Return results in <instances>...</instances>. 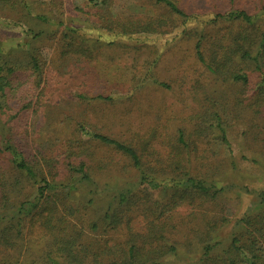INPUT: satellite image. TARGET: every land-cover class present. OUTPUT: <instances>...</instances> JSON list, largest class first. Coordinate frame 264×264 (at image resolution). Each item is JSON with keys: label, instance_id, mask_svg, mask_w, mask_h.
Returning a JSON list of instances; mask_svg holds the SVG:
<instances>
[{"label": "rangeland", "instance_id": "1", "mask_svg": "<svg viewBox=\"0 0 264 264\" xmlns=\"http://www.w3.org/2000/svg\"><path fill=\"white\" fill-rule=\"evenodd\" d=\"M175 1L183 11L195 15L186 23L187 35L182 34V19L162 6L152 4L150 0H110L111 15H107L106 19L120 16L124 20H146L161 16L164 22L152 32L137 33L128 39L108 38L114 40V44L102 45L96 53L92 49L91 55L92 47L82 45L79 52L84 57L71 51L59 57L58 41L53 36L44 38L46 40L40 43L43 68L39 84L30 83L31 74H19L22 81L24 78L26 80L22 86L31 89L30 103L18 97L10 102L12 108L19 109L23 104H28L29 109L24 119L13 122L18 129L19 139L24 137V141L15 139L18 133L14 134L13 140L24 146L30 160L41 164L47 180L58 183L57 194L65 192L63 187L72 182H69L72 180L71 174L76 175L69 173L67 164L78 162L80 157L61 155L62 143L73 135L76 123H84L96 132L134 146L143 155V168L149 174L169 177L179 174V160L189 157L186 149L183 153H177L176 131L182 128L189 134L191 122L187 121L186 114H193L195 108L202 104L205 94L209 96V104H212L209 109L223 111L222 119L227 122L228 146L220 144L213 134L201 136L203 143L210 146L206 156L214 163L212 170L204 174L217 179V187L224 186L225 191L218 195L215 202L198 200L193 201L190 207L189 197L177 198L179 192L167 190L159 191V196L143 195L141 202L122 213L124 219L116 229L106 227L93 230L92 223L95 219L100 221L107 207L114 205H110L113 193L124 185L131 173L110 150L91 148L85 159L92 180L84 182L78 180L77 176L73 177L70 198L54 205L57 207L55 217L66 218L65 223L54 219L55 228L47 233L45 229L38 233L33 231L32 221L28 218L22 229L25 242L32 238L40 240L41 246H44L45 241L66 239L78 232V243L86 247L91 245L97 248L98 242H108L110 246L122 245L120 243L126 242L131 233L141 236L138 242H143L152 227L161 230L163 222H170V229L174 228L165 229V238L157 245H165V250H174H167L163 255L162 249L158 264H208V261H202V244L198 243L199 240L210 239L211 243H220L213 256L224 251L233 234L245 242L247 234L244 224L240 225L237 221L252 215L260 207L259 202L264 200V82L261 84L259 73L254 71L251 62L232 58L235 53L231 56V62L241 63L247 76L246 84L213 74L194 55L195 39H189V31L204 26L207 35L203 43L206 61L215 62L211 56L217 52V60L225 63L223 48L217 45V40L222 38L223 41V36L229 34L226 43L242 28L224 22L209 23L212 20L208 15L225 10L228 0ZM237 2L255 8L258 0ZM104 10L94 8L87 11L100 15ZM68 14H64L65 21L71 18L78 26L98 27V23L83 13L76 17ZM40 28L44 32L49 30L45 26ZM261 31H264V22L250 30V40L257 44ZM13 32H19V29H0V35L6 41L21 44V38L11 35ZM254 49L255 45L248 49L252 50L251 55L255 54ZM262 67L264 69V65ZM147 74L151 76L147 78ZM14 95L13 92L11 97ZM98 96L109 100L97 99ZM153 131L154 137L149 139ZM144 143H148V146L144 147ZM54 156H60L58 160L64 161L57 160L55 165L42 161L43 157ZM31 190L30 184L24 180L19 185L17 197H28ZM172 201L176 202L175 206L168 210L166 206ZM211 219H219L220 223L210 228ZM203 222H207V227L202 225ZM29 245L30 253L34 252L33 244ZM144 247L149 248L148 245Z\"/></svg>", "mask_w": 264, "mask_h": 264}, {"label": "trees", "instance_id": "2", "mask_svg": "<svg viewBox=\"0 0 264 264\" xmlns=\"http://www.w3.org/2000/svg\"><path fill=\"white\" fill-rule=\"evenodd\" d=\"M150 1L152 4L162 6L164 10L178 19H182V34L187 35L186 23L195 18V15L183 11L175 0ZM82 6L84 7L82 8ZM109 7L110 0L108 3L107 0H0V29L16 27L19 32H13L11 35L20 37L22 40L21 44H16L6 41L7 39L0 35V162L2 163H0V264H103L104 261L105 264H158L157 260L162 256L159 252L162 249L163 255L167 253V250H174V248L165 250V245H157L164 240V230L170 229V222H163L161 230L152 227L153 229L145 239H149L148 242H144L145 240L138 242L141 236L131 233L126 242L120 243L122 245L110 246L108 242H98L97 248L91 245L86 247L78 243V232L77 235L69 236L66 239L56 238L54 242L45 241L46 245L44 246H41L40 240L32 238H28L27 242L23 240L22 229L23 225L28 222V218L32 221L33 231L38 233H42L44 229L47 233L55 228L56 220L54 222V219L62 224L65 223L64 219L66 218L55 217L57 207L54 205L62 204L70 198L73 177L77 176L78 180L84 182L92 180L85 159V155L88 150L91 152V148L102 147L110 150L113 155L117 156V160L124 162V168H127L131 173L124 185H120L119 190L113 193L110 205H114L107 207L100 217V221L94 220L93 230L106 227L116 229L124 219L122 213L137 202H141L143 195L159 196V191L167 190L174 193L179 192L177 198L189 197L190 207L193 201L209 199L211 202H215L218 195L225 191L224 186L217 187V179L204 174L212 170L214 163L210 157L206 156L210 146L208 143L207 145L203 143L201 136L213 134L220 144L228 146L225 131L227 122L222 119L223 111L217 108L209 109L212 104H209V96L205 94L201 100L202 104L195 108L193 114H186L187 121L191 122L189 134H186L182 128L176 131L177 153H183L186 149L189 151V153L186 151L189 157L181 158L178 162L180 165L179 174L169 177L161 178L159 175L149 174L143 168V155H140L134 146H130L121 139L96 132L84 123H76L73 135L62 143L63 152L61 153V155L80 157L78 162L67 164L70 169L69 173L76 175L71 174L72 180L69 182H72L69 185H64L63 188L66 189L64 194H57L58 183L47 180L42 173L41 164L34 159L30 160L24 146L13 140L14 134L18 133L13 122L16 119H24L28 115L29 109L28 104H23L22 108L15 109L13 107V109L10 102L18 97L24 98L25 103H30L31 89L22 86L26 80L24 78L22 81L19 74H31L30 83L39 84L38 80L43 68L40 43L46 40L44 38L53 36V39L58 41L59 57H63L70 51L74 54L78 53L80 56L79 48L82 45H87L88 48L92 47L91 55L92 49L96 53L102 45L114 44V40H108V38L125 37L128 39L137 33L150 30L152 32L164 22L160 18L161 16L146 20L145 18L124 20L120 16L106 19L107 15H111ZM94 8L105 10L100 12V15L98 12L87 11ZM224 9L208 15L212 20L209 23L224 22L229 26L239 25L242 28L226 43L224 42L229 34L223 36V41L222 38L217 40V45L223 48L222 58L225 63L217 60V52L211 56L216 63L206 61L203 43L207 35L204 26L199 30L189 31V39H195L193 49L197 61L206 65L205 67L213 74L222 75L226 80L229 79L232 82L240 81L246 84L247 76L240 66L241 63L231 62V56L235 53L232 58L252 63L254 71L259 73L261 84H263L264 31H261L257 44L250 40L249 33L258 23L264 22V0H258L255 8L245 3L240 5L237 0H228ZM72 11L74 12L71 13ZM64 12L67 14L69 12L68 16L70 17H76L83 13L98 23V27H87L83 24L78 26L71 18H67L65 21ZM4 25L5 27H2ZM207 25L205 24V26ZM40 26L49 27V30L44 32ZM59 29L60 31H58ZM51 30L52 32H50ZM58 32H60L59 35H57ZM253 45H255V54L251 55L252 50L248 49H252ZM150 76L151 74L146 75L147 78ZM259 90L261 91L262 88ZM13 92L15 95L11 97ZM97 99L109 100L102 96H98ZM214 103L216 105V102ZM153 137L154 131L150 133L149 139ZM15 139H19V133ZM19 140L24 141V137ZM146 146L148 143H144V147ZM59 157H43L42 161L48 165L53 163L55 165L58 161H64L58 160ZM62 164L66 165L65 162ZM24 180L30 184L32 190L30 196L21 199L17 197V194L19 185ZM91 202L90 200L89 203ZM175 203L172 201L167 204V209H172ZM259 203L260 207L252 215L237 221L240 225L244 224L247 234L245 242H241L239 237L233 234L224 251L213 256L212 253L220 243H211L210 239L208 241L206 239L199 240L198 243L202 244V261H208V264H264V200ZM206 223L203 222L202 225L207 227ZM215 223H220V220L211 219L210 228ZM29 243L33 244L34 252L30 253ZM145 245H148L149 248H145Z\"/></svg>", "mask_w": 264, "mask_h": 264}]
</instances>
